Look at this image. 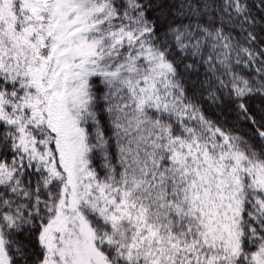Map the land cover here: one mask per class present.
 I'll list each match as a JSON object with an SVG mask.
<instances>
[{
	"label": "snow or ice",
	"instance_id": "obj_1",
	"mask_svg": "<svg viewBox=\"0 0 264 264\" xmlns=\"http://www.w3.org/2000/svg\"><path fill=\"white\" fill-rule=\"evenodd\" d=\"M0 264H264V0H0Z\"/></svg>",
	"mask_w": 264,
	"mask_h": 264
}]
</instances>
